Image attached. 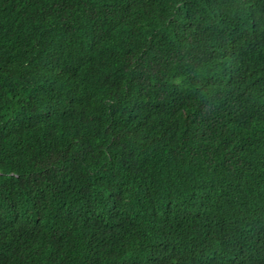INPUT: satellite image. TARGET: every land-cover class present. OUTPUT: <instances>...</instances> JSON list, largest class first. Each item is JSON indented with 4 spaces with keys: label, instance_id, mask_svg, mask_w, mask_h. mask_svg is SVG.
I'll return each instance as SVG.
<instances>
[{
    "label": "trees",
    "instance_id": "trees-1",
    "mask_svg": "<svg viewBox=\"0 0 264 264\" xmlns=\"http://www.w3.org/2000/svg\"><path fill=\"white\" fill-rule=\"evenodd\" d=\"M0 264H264V0H0Z\"/></svg>",
    "mask_w": 264,
    "mask_h": 264
}]
</instances>
